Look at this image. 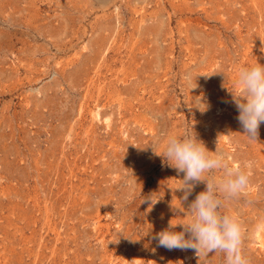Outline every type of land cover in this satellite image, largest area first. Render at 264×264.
I'll return each instance as SVG.
<instances>
[{
    "label": "rangeland",
    "instance_id": "1",
    "mask_svg": "<svg viewBox=\"0 0 264 264\" xmlns=\"http://www.w3.org/2000/svg\"><path fill=\"white\" fill-rule=\"evenodd\" d=\"M257 63L264 0H0V264H226L153 239L206 190L162 156L173 134L248 174L219 211L264 264V122L249 139L231 92Z\"/></svg>",
    "mask_w": 264,
    "mask_h": 264
},
{
    "label": "clouds",
    "instance_id": "2",
    "mask_svg": "<svg viewBox=\"0 0 264 264\" xmlns=\"http://www.w3.org/2000/svg\"><path fill=\"white\" fill-rule=\"evenodd\" d=\"M236 85L237 90L231 92L239 111L237 119L244 134L257 140L259 127L264 122V65L257 63L239 68ZM164 148L162 156L178 173H184L185 187L182 189L190 192L194 184L189 182L206 181V190L191 203L188 212L192 219L182 224L184 231L172 230L176 225L170 223L168 229L153 237L158 246L168 250L192 249L197 254L220 251L226 254V264H247L241 254V226L235 215L220 214L222 202L217 193L226 198L238 196L249 183L248 174L240 167L231 166L228 158L218 150L209 151L196 136L169 135ZM244 167H250V164ZM215 170H222L223 177L218 180L204 178L206 172ZM146 199L154 204L152 197ZM185 233L190 234L188 239H185Z\"/></svg>",
    "mask_w": 264,
    "mask_h": 264
},
{
    "label": "bare ground",
    "instance_id": "3",
    "mask_svg": "<svg viewBox=\"0 0 264 264\" xmlns=\"http://www.w3.org/2000/svg\"><path fill=\"white\" fill-rule=\"evenodd\" d=\"M93 80V79H92Z\"/></svg>",
    "mask_w": 264,
    "mask_h": 264
}]
</instances>
